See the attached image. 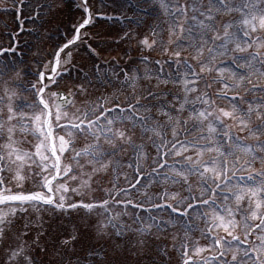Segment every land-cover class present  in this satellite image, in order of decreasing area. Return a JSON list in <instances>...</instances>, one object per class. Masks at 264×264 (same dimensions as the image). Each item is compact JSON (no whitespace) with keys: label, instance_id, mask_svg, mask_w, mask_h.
Returning <instances> with one entry per match:
<instances>
[{"label":"snow or ice","instance_id":"1","mask_svg":"<svg viewBox=\"0 0 264 264\" xmlns=\"http://www.w3.org/2000/svg\"><path fill=\"white\" fill-rule=\"evenodd\" d=\"M71 3L35 70L0 46V264H264V0ZM100 18L138 64L103 59Z\"/></svg>","mask_w":264,"mask_h":264},{"label":"rangeland","instance_id":"2","mask_svg":"<svg viewBox=\"0 0 264 264\" xmlns=\"http://www.w3.org/2000/svg\"><path fill=\"white\" fill-rule=\"evenodd\" d=\"M135 2L136 0H131V3ZM35 3L36 0H33L31 9L26 7L23 16L20 18L24 19L28 14H32V11L35 10ZM128 3L129 0H104V6L101 7L100 0H96V7L101 11L107 12L110 16L118 18L121 14L132 16V12L128 11L125 7ZM0 4L11 6L12 0H0ZM78 15L79 13L76 12L71 0H69L66 5L53 11L44 23L43 28H39L38 25H33L31 22L24 20V25H27L29 28L31 27V29L36 28L37 30L31 31V29H25L23 32H19L15 12L10 8L5 11L0 7V46L12 42V38L8 35L9 32H19L18 36L23 41L19 44L20 53H24V56L21 58L29 68L35 70L38 65L43 64L46 53L51 52L56 44L61 41L62 36L59 30L61 31L62 29V31H65L66 27L71 22H74ZM126 24V21L119 19L109 20L100 18L91 29L96 36V43L94 46L98 45L99 48L103 50V59L111 60L112 63L118 61L121 65H124L128 63V58L131 56L133 58V64L139 63L137 57L141 54V49L136 48L134 42L130 48L128 44L120 43L118 40L122 32L127 30ZM20 53L16 55L19 57ZM84 55L86 54L81 53L76 57V60L81 61V56ZM150 55L155 58L158 53L152 52ZM85 63L86 61H81L80 66L84 67ZM140 67L141 70H143L144 65L141 64ZM85 71H87V68H85ZM72 75H76L75 71H73ZM61 87H65V84L62 83ZM67 87L70 88L71 85L69 84ZM55 223H65V221L63 218L54 219L53 224ZM173 264H175V262H173Z\"/></svg>","mask_w":264,"mask_h":264}]
</instances>
